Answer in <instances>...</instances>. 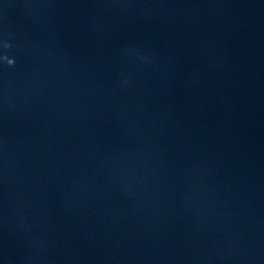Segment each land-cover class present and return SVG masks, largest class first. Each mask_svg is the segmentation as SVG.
Listing matches in <instances>:
<instances>
[{"label": "water", "instance_id": "1", "mask_svg": "<svg viewBox=\"0 0 264 264\" xmlns=\"http://www.w3.org/2000/svg\"><path fill=\"white\" fill-rule=\"evenodd\" d=\"M0 264H264V0H0Z\"/></svg>", "mask_w": 264, "mask_h": 264}]
</instances>
